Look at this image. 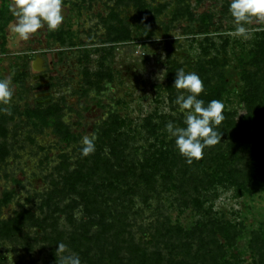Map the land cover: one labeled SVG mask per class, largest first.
Returning <instances> with one entry per match:
<instances>
[{
	"label": "rangeland",
	"instance_id": "obj_1",
	"mask_svg": "<svg viewBox=\"0 0 264 264\" xmlns=\"http://www.w3.org/2000/svg\"><path fill=\"white\" fill-rule=\"evenodd\" d=\"M229 3L63 0L59 28L45 25L28 40L12 31L8 11L0 80L10 79L13 97L0 105L8 108L0 112V197L14 196L0 215L23 216L19 230L0 238V264L9 253L13 264H59V243L81 264H169L185 255L187 264H264V80L250 88L245 74L258 70L250 64L258 42L264 53V20L253 18L246 36L235 35ZM205 13L213 18L207 26L199 19ZM36 54L46 60L61 126L30 115L47 106L35 102ZM181 68L203 84L224 80L221 142L192 164L165 129L170 121L185 126L175 101L187 92L173 85ZM256 89L263 112L240 125L244 92ZM66 129L80 135L67 147ZM93 135L95 152L82 158L83 137ZM231 159L254 174L242 188L226 176Z\"/></svg>",
	"mask_w": 264,
	"mask_h": 264
},
{
	"label": "clouds",
	"instance_id": "obj_2",
	"mask_svg": "<svg viewBox=\"0 0 264 264\" xmlns=\"http://www.w3.org/2000/svg\"><path fill=\"white\" fill-rule=\"evenodd\" d=\"M63 0H12L9 10L16 18L12 31L23 40H28L43 26L49 31H56L64 20L62 14ZM229 13L235 25V35L246 36V24L253 18L264 20V0H230ZM10 79L0 80V105H9L13 97L10 87ZM175 88L184 90L187 95L181 93L175 103L184 113V127L174 126L168 122L165 126L169 138L175 137V147L179 154L185 158L187 164L203 158L204 149L215 146L221 142V133L215 129L224 120V105L219 100H211L205 106L202 99H198L204 91L203 81L195 72L186 73L183 68L175 72ZM0 112H8L7 107H0ZM95 139L84 136L81 157H87L95 152ZM68 251L64 243L57 244L56 254L59 255V264H81L77 254L65 253ZM8 264H13L11 253L7 255Z\"/></svg>",
	"mask_w": 264,
	"mask_h": 264
},
{
	"label": "trees",
	"instance_id": "obj_3",
	"mask_svg": "<svg viewBox=\"0 0 264 264\" xmlns=\"http://www.w3.org/2000/svg\"><path fill=\"white\" fill-rule=\"evenodd\" d=\"M10 4H11V0H0V30H2V31H3L2 28L4 26L5 18L7 17V13L9 11V5ZM199 19L201 20L203 26H207L209 24V22L212 21L213 18L211 17L210 14L205 13L203 15L201 14ZM2 31H1V33H2ZM118 37H119V39L123 38L120 36H118ZM256 47L257 48L253 49V51H251V53H250V57H251L250 58V64L255 66L258 70L251 72L252 76L248 75L249 72H245L246 76L249 79H252V81H253V82H251L250 88L251 87L254 88V86H255V88H256V86L259 87L258 86L259 82L264 80V71H262L259 68L260 64H263V59H264V53H262L260 50V49H263V44L261 42H258ZM201 71L204 73V71L207 72L208 70H207V68H201ZM243 79H244V81H246L245 77ZM223 81H220L219 83H215L214 85H210L209 83H207V84L204 83V84H206V85L203 84L204 85V91L200 94L198 99L204 100L205 106L211 100H219L220 101L222 94H223V91H224ZM253 84H254V86H253ZM258 91H260V90L256 89L253 91V93H248L247 90H246V92H244L245 93L244 94V100H245V104L247 105V108H248V110H247L248 113L240 119V125H246L247 123H250L249 121H251V120H249V118H251L254 121V119H256V117L259 115L258 110L263 112V106L259 107V101L257 100L256 96L254 97V95L256 93H258ZM41 105H43V104L37 105V107H39ZM60 112H61V109H60L59 105L57 103L50 102V103H47V106L45 108L38 109L37 111L35 110V112L30 113V115L33 118H36L39 122H43V124L47 127L56 126V125L61 126V122L59 120ZM250 114H251V116H250ZM247 117H249V118L247 119ZM58 128H60V127H58ZM234 134L236 136H239L237 131L234 132ZM79 136H80L79 134H77V133H75L69 129H66L64 131V133L63 132L61 133L60 142L65 147H67L71 143L77 142L79 140ZM236 138H238V137H236ZM247 146H248V142L246 140H244L243 142L242 141L238 142V148H240L241 151H245L247 149ZM160 152H162V151H160ZM0 154H1V152H0ZM260 157L262 159L261 162H262L263 167H264V150H262V154L260 155ZM160 159L165 160V159H167V156L164 154H161ZM230 162H231V165H230L231 167L229 168L228 172L226 173V176L231 178L237 187H241V188L244 187V186H242L243 179L247 178L248 175L254 176V174H250L247 171V168H243L244 166L243 167L239 166V164L237 163L239 161H235V160L231 159ZM262 170H264V168ZM262 172H263L262 174H264V171H262ZM68 175L69 174H67V176ZM108 175L110 177L113 176L114 178L117 177L114 175V171L111 169L109 170ZM63 179L65 180V176L63 177ZM66 182L68 183V181H66ZM70 188L71 187L68 186V189H66V190L68 191V190H70ZM71 191H72V189H71ZM13 196H14L13 190H5L2 192L1 197H0V213H1L2 208L7 207L11 203V201L13 200ZM22 213H23L22 211H15L13 216L6 218V219L1 218V215H0V238L4 237L6 235L9 236L12 233H14L20 229V222H21V218L23 216ZM211 227H215L213 225V223H212ZM262 237L264 238V234ZM168 262H169V264H187V263H190V262H188L186 255L182 256L179 260L176 258H170L168 260ZM201 264H205V263H203V261H201Z\"/></svg>",
	"mask_w": 264,
	"mask_h": 264
},
{
	"label": "flooded vegetation",
	"instance_id": "obj_4",
	"mask_svg": "<svg viewBox=\"0 0 264 264\" xmlns=\"http://www.w3.org/2000/svg\"><path fill=\"white\" fill-rule=\"evenodd\" d=\"M37 74H35V75H37ZM35 80H38L39 81V84H40V88L35 93V102L37 104H47V103H50L52 101V99H51V86L48 84V81L46 83L42 84L41 83V80H43V79H35Z\"/></svg>",
	"mask_w": 264,
	"mask_h": 264
},
{
	"label": "water",
	"instance_id": "obj_5",
	"mask_svg": "<svg viewBox=\"0 0 264 264\" xmlns=\"http://www.w3.org/2000/svg\"><path fill=\"white\" fill-rule=\"evenodd\" d=\"M45 64H46L45 58L43 56H41L40 54H36L34 56V59L31 62V69L34 72L38 73L33 78L34 79H43V80H41L42 84L47 82V80L44 79L45 76H46V73H45L46 66H45Z\"/></svg>",
	"mask_w": 264,
	"mask_h": 264
}]
</instances>
